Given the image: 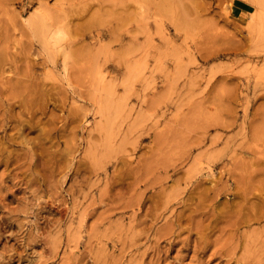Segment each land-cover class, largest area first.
Here are the masks:
<instances>
[{
  "label": "rangeland",
  "instance_id": "374dc122",
  "mask_svg": "<svg viewBox=\"0 0 264 264\" xmlns=\"http://www.w3.org/2000/svg\"><path fill=\"white\" fill-rule=\"evenodd\" d=\"M0 264H264V0H0Z\"/></svg>",
  "mask_w": 264,
  "mask_h": 264
}]
</instances>
